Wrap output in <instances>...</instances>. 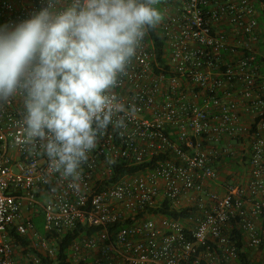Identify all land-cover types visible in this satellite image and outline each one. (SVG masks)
<instances>
[{
  "label": "built area",
  "instance_id": "1",
  "mask_svg": "<svg viewBox=\"0 0 264 264\" xmlns=\"http://www.w3.org/2000/svg\"><path fill=\"white\" fill-rule=\"evenodd\" d=\"M84 5L0 0V25ZM154 6L73 173L30 134L38 61L0 98V264H59L74 233L65 264H264V2Z\"/></svg>",
  "mask_w": 264,
  "mask_h": 264
},
{
  "label": "clouds",
  "instance_id": "2",
  "mask_svg": "<svg viewBox=\"0 0 264 264\" xmlns=\"http://www.w3.org/2000/svg\"><path fill=\"white\" fill-rule=\"evenodd\" d=\"M160 0H85L55 20L46 11L18 24L0 25V98L14 93L32 68L27 102L30 134L47 128L59 142L48 145L73 173L84 149L94 147L93 118L106 104L102 95L134 54L146 31L163 19ZM110 116L104 115L103 124Z\"/></svg>",
  "mask_w": 264,
  "mask_h": 264
},
{
  "label": "trees",
  "instance_id": "3",
  "mask_svg": "<svg viewBox=\"0 0 264 264\" xmlns=\"http://www.w3.org/2000/svg\"><path fill=\"white\" fill-rule=\"evenodd\" d=\"M262 1L264 2V0H262ZM156 42H157V45H158V46L161 45V41H160L159 39H157ZM261 61H264V60L261 59ZM263 72H264V70H263ZM168 215L173 216V217H175V218H185V217L188 216V211H187V210H184V211L179 212V213H177V212H168ZM36 222H37V221H36ZM39 229H40V228H39ZM76 235H77L76 233H74V234H72V235H69V236L64 240V243H63V244H62V242H61L60 252H59V258H60V260H62V261H61L59 264H65V263L63 262V259H64V257H65V255H64V250H65L66 247L68 246L70 240L74 239ZM17 240L19 241V240H21V239H20V238H17ZM239 246H241L240 243H239Z\"/></svg>",
  "mask_w": 264,
  "mask_h": 264
},
{
  "label": "rangeland",
  "instance_id": "4",
  "mask_svg": "<svg viewBox=\"0 0 264 264\" xmlns=\"http://www.w3.org/2000/svg\"><path fill=\"white\" fill-rule=\"evenodd\" d=\"M40 229H43L42 225L39 226Z\"/></svg>",
  "mask_w": 264,
  "mask_h": 264
}]
</instances>
